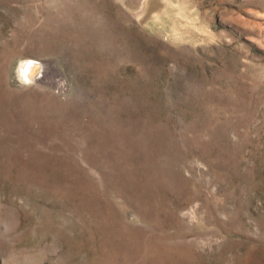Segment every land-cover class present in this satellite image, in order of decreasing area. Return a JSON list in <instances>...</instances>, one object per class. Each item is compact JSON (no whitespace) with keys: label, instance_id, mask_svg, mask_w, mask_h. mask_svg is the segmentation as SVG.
Masks as SVG:
<instances>
[{"label":"rangeland","instance_id":"obj_1","mask_svg":"<svg viewBox=\"0 0 264 264\" xmlns=\"http://www.w3.org/2000/svg\"><path fill=\"white\" fill-rule=\"evenodd\" d=\"M0 264H264V0H0Z\"/></svg>","mask_w":264,"mask_h":264},{"label":"bare ground","instance_id":"obj_2","mask_svg":"<svg viewBox=\"0 0 264 264\" xmlns=\"http://www.w3.org/2000/svg\"><path fill=\"white\" fill-rule=\"evenodd\" d=\"M24 61H27V60H24ZM23 61V62H24ZM30 61V60H29ZM21 68H22V63L20 65V68H19V73L20 75L23 76L22 72H21ZM37 71V64L35 63H31V65L28 66V71H27V78H30L32 77ZM24 77V76H23ZM32 79V78H31Z\"/></svg>","mask_w":264,"mask_h":264},{"label":"clouds","instance_id":"obj_3","mask_svg":"<svg viewBox=\"0 0 264 264\" xmlns=\"http://www.w3.org/2000/svg\"><path fill=\"white\" fill-rule=\"evenodd\" d=\"M21 63H22L21 72L24 76V80H25V82H30L27 78V71H28V66L31 65V63H33V62L32 61H24Z\"/></svg>","mask_w":264,"mask_h":264}]
</instances>
